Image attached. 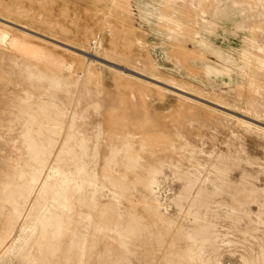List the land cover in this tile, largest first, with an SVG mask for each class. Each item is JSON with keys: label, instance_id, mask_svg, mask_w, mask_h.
Instances as JSON below:
<instances>
[{"label": "rangeland", "instance_id": "374dc122", "mask_svg": "<svg viewBox=\"0 0 264 264\" xmlns=\"http://www.w3.org/2000/svg\"><path fill=\"white\" fill-rule=\"evenodd\" d=\"M0 264H264V0H0Z\"/></svg>", "mask_w": 264, "mask_h": 264}]
</instances>
